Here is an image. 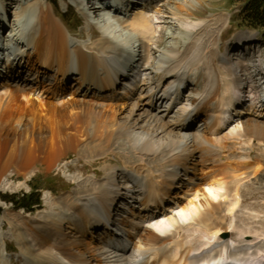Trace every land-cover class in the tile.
<instances>
[{"label": "bare ground", "instance_id": "1", "mask_svg": "<svg viewBox=\"0 0 264 264\" xmlns=\"http://www.w3.org/2000/svg\"><path fill=\"white\" fill-rule=\"evenodd\" d=\"M31 1L36 6L29 15L22 16L25 9L13 13V26L20 23L29 27L27 49H19L22 57L18 60L13 58L0 66V85L12 83L0 93V179L11 173L25 177L36 164L51 168L58 157L69 151H84L90 143L92 150L88 153L100 155L113 151L115 144L118 148L125 146L128 149L124 154L125 167H130L141 179L134 180L109 165L113 178L107 173L101 183L87 187L84 198L73 195L60 200L68 210L65 217L47 216L41 220L39 216L28 220L25 237L17 242L18 248L24 251L25 244L28 245L29 254L37 264H112L110 253L117 251L123 252L121 264H193L197 261L193 257L195 252L221 243L218 250L205 252L200 259L208 262L213 252H225L227 258L249 254L256 260L255 264H264V233L247 227L238 230L236 240L230 238L225 243L221 232L238 229L237 223L224 227L194 218L196 202L192 199L187 203L176 202L178 195L173 198L174 189L184 184L191 186L194 193L204 196L200 205L210 213L209 209L218 206L214 200L226 193L222 191L232 181L236 184L234 198L228 202L232 211L239 203L240 180L234 173L243 174L251 169L254 175L261 168L248 156L249 150L243 149L238 153L239 162L232 163L230 179L227 170L230 166H223L224 158L220 156L226 146H217L212 139L211 134L219 131L221 125L226 126L232 112H239L247 101L263 111L264 105H259L261 96L246 91L254 85L251 76L229 63V56H218L212 34L216 30L219 33L222 26L219 27L212 13L209 19L193 20L175 30V17L184 12L192 15L189 8L202 0H145L132 15L124 16L121 12L128 7L127 4L124 7L125 0H98L95 6L90 0H68L103 30L99 49L69 41L65 26L56 20L50 5L44 0ZM104 1L118 3L119 13L110 15ZM8 9L2 6L0 13L6 11L10 16ZM161 25L170 29L169 41L164 44L161 40V46L151 47L150 38ZM20 31L17 26L12 33L23 42L18 36ZM204 35H207L205 40ZM145 41L147 45H143ZM176 41H181L180 50L174 46ZM116 42L123 47L117 49ZM144 46L150 56L142 54ZM129 52L136 67L126 70L128 75H125L120 71L125 66L122 56ZM223 62H228L233 70L228 82L225 71L223 74L217 71ZM25 66L29 67L28 72H33L34 81L29 85L26 84L29 79L22 76ZM133 70L141 78L131 84L128 78ZM47 71L52 72L53 82L45 84L41 79ZM12 74L20 78L18 83L10 81ZM71 79L75 84L68 87L66 83ZM219 81H224L222 91L218 88ZM186 88L192 92L189 96L183 95ZM246 93L253 95L250 100ZM140 102L158 111L152 121L134 118L142 110ZM197 117H202L204 127L201 131H191L193 125L185 121ZM242 130L241 137L253 138L264 146V120L251 119L243 124ZM247 162L253 168H246ZM213 164L217 173L211 169ZM201 167L206 169L203 174L198 173ZM261 179L255 178L254 182ZM78 194L82 193L78 191ZM125 197L130 200L129 212L115 221L116 200ZM60 203L51 202L53 206ZM153 204L155 208H151ZM98 229H102L100 235H94ZM105 240L111 241L110 250L102 244ZM3 247L4 236L0 232V250Z\"/></svg>", "mask_w": 264, "mask_h": 264}, {"label": "rangeland", "instance_id": "2", "mask_svg": "<svg viewBox=\"0 0 264 264\" xmlns=\"http://www.w3.org/2000/svg\"><path fill=\"white\" fill-rule=\"evenodd\" d=\"M44 1H46L50 5V8L54 13L56 20L65 26V28L63 27V29L69 41L75 42L77 44L84 43L87 46L95 48L97 47L98 49L99 47H101L100 38H102V33L99 32L100 28H98V25L90 22V20H88L87 16H85L84 13L80 11L78 12V9L76 7L75 8L77 10L74 7H70L67 2H65V0H55L56 2L53 0ZM246 1L249 0H202L199 2H194L189 8V10L192 12V15H188L185 12L179 14L175 17V22L173 24L176 30V28L178 29L179 27H183L184 23H190L193 20L202 19L204 17H206L205 19H209V15L212 13L213 17L217 20L218 23H220L219 27L222 26L219 33H216V30L215 33L213 32L212 34V37L216 39V46L214 48L217 49V52L219 53L218 56L225 55L227 50L232 49L233 51V49H235L233 48L234 44L239 37L245 36L243 39L251 38L252 41L248 50L237 52L235 55L231 52V54L228 53V55L226 56H229V63L233 64L235 67L241 70V73L249 74L254 81L253 87H247L246 91L248 92L249 90H252V92L257 93V95H261L263 89L262 81H264V70H262V68L264 69V28L251 29L241 25V9ZM64 2L66 3V6L68 5L67 9ZM130 3L132 4V2ZM2 6H7V8H9L8 10H11L10 16H13V13L16 10L25 9L24 11H27L31 9L33 11L34 6L36 5H33V1L31 0H2L0 2V7ZM140 6L141 5L135 6V11H137ZM130 11L131 9L129 10L127 8L125 13H128L122 14V16L128 14L132 15L133 13ZM149 14H152L151 10L149 11ZM210 23H212V21ZM170 34V29L166 30L161 25L157 28V31L153 37L154 39L150 38L149 44H151V47H155L156 44L161 46L162 43L160 41L163 40L164 44L168 42V37L170 36ZM206 38L207 35H204V40ZM240 40L241 38L237 41V43ZM147 44L148 41L143 42V45ZM179 45H181V41H176V43L174 44L176 50H180L181 46ZM142 50H144L142 51V54L144 56L151 55V53L147 51V46H144ZM207 50L208 49H206L205 54H208ZM228 62L219 63V65L222 67H219V69L217 68V71L219 70L218 72L222 73L223 71H225V73L227 74V82L228 78H231L233 73V70L232 68H230V64ZM20 66H22V64ZM24 70L25 71L22 76H26V78L29 79L27 83L25 82L27 85H29L34 81V79L32 78L33 72H28V66H25ZM41 70H43V68H41ZM51 75L52 72L47 71L46 75L41 79V81L45 84L53 82ZM220 75L221 74L219 73V77ZM10 79V81L15 84L20 81V78H18L16 75L14 76L13 74ZM223 82L224 81L218 82V88L220 90L224 85ZM10 84H1L0 93L9 89ZM66 84L68 85V87H70V85L72 84L74 85V79L67 81ZM220 90L218 92V95L221 94L222 90ZM182 92L185 96H189L190 93H192L188 88H186V90H183ZM246 94L249 95V98L252 96L251 93ZM141 102L139 103V105L142 107V110L137 111L134 115V118H137L138 121H140V118H143V120L146 121H152L153 116L158 111L156 112L155 108L150 109L149 107L143 106ZM202 108L204 109V107ZM148 109L150 111H148ZM260 109L261 108H259L255 103L247 101L245 106L240 111L238 110L239 112H236L237 110L232 112L233 117L229 120L226 126L221 125L222 128L219 131L211 134V136L213 137L212 139H214L215 145L226 146V149H224V152H222L220 156L224 158V161H222L221 163L226 164L225 161H227L226 165H222L230 166V168L227 169L230 174V176H228L230 179L231 175L233 174L231 169L233 166L232 163L239 162L238 158L240 155H238V153L241 150L243 151V149H246V151L249 150L248 156L253 159V162H257L261 166L260 170L254 175L252 174L251 169H246L247 171H244L245 173L243 174H240L241 172L234 173V175L238 176L237 180H240L237 188V198L239 199V203L237 205L238 207L235 206L232 211L229 210L230 206L228 202H232L236 188L235 182L232 181H228L229 186L227 185L224 188L225 191L223 189L222 193H226H224V195L220 198L217 197L214 200V203L218 206L215 207V209H209L210 213L204 211V208L200 205V203L204 201V196H202L200 192L194 193L193 189H190L191 186L186 187L185 184L183 186H179V189H174L175 194H173V198L175 197V195H178L176 202L187 203L192 199L194 203L196 202V204H198L197 216H195L194 214V218L197 217L202 221H206L207 223L224 227H226L227 224L230 226L231 223H237L238 229L233 230L232 228H230V230L228 231V237H230L231 240H236L239 237V231L245 230L247 227L251 230H256L260 233H264V184H262L264 183V173L261 172V170L264 171V146L258 144L256 141H253V138L252 140H249L246 137H241L243 135L242 126L243 124H245V122L251 119L264 120V111ZM174 116H177V113H174ZM197 119V122L194 125L192 124L193 126L192 128H190L191 131H196L199 129V131H201L203 129L204 125L202 123V117H197ZM235 134L238 135V137H235ZM123 140L124 139H121V141ZM239 142L241 144H239ZM90 144L92 145V143ZM89 146L86 147L88 151H85L86 149H84V151L78 152L69 151L64 156L58 157V161L51 168L47 169L44 165L36 164V166L31 170L30 174L25 177L22 175L11 173V176L3 177L2 179H0V232L4 236L5 241V252L3 251V249L0 250V264H24L28 261H30V263L28 262L29 264H37L35 260H32L33 257H31V255L29 254V247H27L28 245L25 244L24 251H21V249L18 248L19 244L17 242L19 238H22V236L25 237L26 234V232L24 231V229L26 228L25 223L28 224V220L39 216L41 220H44L47 216H55L56 218L65 217V215L68 213V210L65 206L63 207V205L60 203V200L66 199L67 197L73 198V195H76L75 197H81L82 195V197L84 198L85 195H83V193L86 192L87 187H92L91 185L93 184L101 183L107 173H109L110 177L113 178V176H111V170L109 169L110 166H113L118 173L129 175L130 177L132 176L131 178H133L134 180L141 179V177L134 171H132L130 167H125L124 154H127L128 152V149L126 150L125 146L123 148H118L117 144H115L112 147L113 151L108 152L106 155H100L98 153H88L89 150H92ZM82 147L83 146H81V148ZM230 147L232 148V150H227V148ZM104 150L107 151V148L104 147ZM227 157L230 158V160H225ZM214 161L217 162V158H215ZM250 163L251 162H247L245 167L253 168L254 165H251ZM215 165L216 164H213L211 166V169H213L212 171L214 172L217 168L215 167ZM205 170L206 169L201 167L198 169V173L203 174ZM217 172L218 171H216V173ZM181 177H183L182 179H185L184 176L181 175ZM259 177H261L262 179L258 181V183H255L254 179ZM115 178H117V176ZM33 185L38 186L37 192L40 193L41 198L39 205L33 206L32 210L30 211L17 209L15 208L14 204L1 199V195L4 194H28L31 192ZM138 190L139 187L136 185L135 191ZM204 190L206 191V189ZM78 191L82 194H78ZM76 192L77 194H75ZM52 201H58L60 205L53 206L51 204ZM174 201L175 199H171V202ZM129 203L130 200L126 197L124 199L116 200V209L114 211L115 221L120 220L126 215L127 212H129ZM76 205L80 204L76 203ZM199 206L202 208H200ZM153 207L155 208L154 204L151 208ZM207 216L209 217L210 222L206 220L208 219ZM82 217L84 218V214H82ZM80 219L81 218L78 217V220ZM182 222L186 223L188 221L183 220ZM63 229L67 230L65 226L63 227ZM100 231H102V229L96 230L93 234L100 235ZM224 232L225 231L223 230V233ZM105 237L110 238L109 236ZM26 238L30 240L28 236ZM224 242L226 243L227 239H224ZM102 244L105 245L106 249L108 248V250H110V245H108L107 241H103ZM220 245L221 244L218 243L216 246ZM38 252L42 251L38 250ZM119 252L117 251L114 253H110L112 264H121V262H123L122 260L124 256L121 252ZM50 263L53 264L52 262Z\"/></svg>", "mask_w": 264, "mask_h": 264}, {"label": "trees", "instance_id": "3", "mask_svg": "<svg viewBox=\"0 0 264 264\" xmlns=\"http://www.w3.org/2000/svg\"><path fill=\"white\" fill-rule=\"evenodd\" d=\"M241 25L248 28H264V0H249L242 9ZM38 186L33 185L28 194L1 195V199L14 204L17 209L32 210L33 206L39 205L40 193Z\"/></svg>", "mask_w": 264, "mask_h": 264}]
</instances>
